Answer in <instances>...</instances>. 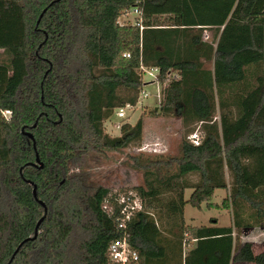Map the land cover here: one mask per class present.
<instances>
[{"label":"trees","instance_id":"trees-1","mask_svg":"<svg viewBox=\"0 0 264 264\" xmlns=\"http://www.w3.org/2000/svg\"><path fill=\"white\" fill-rule=\"evenodd\" d=\"M133 9L137 21L120 24ZM208 28L215 43L203 39ZM143 66L158 67L167 85L150 116L177 114L189 129L180 157L142 165L145 185L134 189L142 209L123 229L119 195L71 171L91 152L143 140V118L118 136L104 128L116 108L137 104ZM250 67L258 84L223 98L249 83ZM3 110L12 115L0 116V264L42 218L10 264H110V244L125 236L140 264H264V250L239 238L242 204L264 218V0H0ZM196 124L198 145L188 139ZM217 189H229L234 225L184 226L186 204L220 207Z\"/></svg>","mask_w":264,"mask_h":264},{"label":"rangeland","instance_id":"rangeland-1","mask_svg":"<svg viewBox=\"0 0 264 264\" xmlns=\"http://www.w3.org/2000/svg\"><path fill=\"white\" fill-rule=\"evenodd\" d=\"M137 16L138 14L135 11L128 10L121 15L119 23L133 24L137 21ZM217 38L218 32L216 30L208 28L203 31L204 40L215 43ZM204 66L206 68L212 69L213 62H205ZM256 69V67H250L248 69V76L246 80L249 83L242 82L227 88L223 98H228L234 101L238 94L256 86L258 84L256 83ZM254 73L256 74L254 75ZM144 75L145 77H143V79L145 81L141 91L145 90L149 92L151 96L145 100H142L140 103H137V107L132 111H129V117L125 120V122L134 125L139 120V118H143V140L139 144H133L121 150L109 151L106 154L91 152L85 158L81 166L73 165L71 171L72 174L80 173L85 178L88 185L106 187L110 189L111 195L118 194L120 198L126 195H135L134 197H137L136 191L134 189L138 186L145 185L144 170L141 168L143 164H146L157 157H161L166 160L180 157L182 140L189 129L180 115L175 114L171 117L150 116L151 111L160 107L161 102L163 101V89L167 85L163 86L161 83L157 84L154 83V81L150 82L152 79L151 76L147 73ZM159 90L160 98H157L156 95L158 94ZM217 94L216 119L219 120V102L222 98V95ZM115 112L116 109L114 110L112 117L104 123L105 131L110 133L112 136H118L121 134V132L115 133V131L112 130L110 126L112 121L117 119ZM192 127L195 128L193 133L202 134L200 125L196 124ZM227 179L230 180V177L227 176ZM198 180L199 176L196 174L189 175L187 178V181L191 182L192 184L197 183ZM192 192L193 189L185 190L186 200L189 199ZM229 195V189H217L215 191L213 202L220 205L219 209H208L205 204L202 209H199L189 203L186 204L183 216L184 226H209L214 224V222H220L221 225L225 226H233L235 221L234 211L231 206H224V201L229 198ZM138 199L141 200L139 197ZM261 200H264V195L261 196L260 201ZM106 207H108L107 209L110 210L109 202H107ZM262 207L264 208V205ZM241 211L243 215V227L240 230V240L243 241L244 239H252L257 242L254 244L255 252L258 253L263 251L264 246L261 242H263L264 237L261 235L262 232L260 234V228L264 227V218L259 221V218L255 216L257 209L252 208L246 203L242 204ZM214 219L216 221H214ZM245 226H248L249 228L247 227L245 229ZM251 228H254L253 232L249 234V236L245 237V230L250 231ZM178 229V227L175 228L176 233L179 232ZM186 237L190 239V236ZM191 242L193 241L190 240V243ZM186 249L188 251V245Z\"/></svg>","mask_w":264,"mask_h":264},{"label":"built area","instance_id":"built-area-1","mask_svg":"<svg viewBox=\"0 0 264 264\" xmlns=\"http://www.w3.org/2000/svg\"><path fill=\"white\" fill-rule=\"evenodd\" d=\"M138 15H140V11L138 9H133ZM127 57H129V54H125ZM144 70V74H148L151 76V81H154L155 83H160L158 80V75L160 73V69L158 67H152V68H146L142 67ZM145 77V75H144ZM145 81V80H144ZM159 87V85H158ZM151 95L149 92L142 90L139 96V100L137 103H140L142 100H145L146 98H149ZM157 98H160V90L158 91V94L156 95ZM137 107L136 105L132 104H126L124 106L116 108V117L114 121L110 124L111 129L116 132H121L122 127L125 122V120L129 117V111H132ZM12 115V112L10 110H3L0 113L1 117H4L5 119H9ZM202 132V131H201ZM110 134V133H109ZM202 134L193 133L191 136H189V140L195 144L198 145L201 142ZM135 196V195H134ZM133 195H126L121 197L120 204H123L121 213L124 216L122 220L120 221V228L125 229L127 226V222L131 220L133 214L137 210L142 209V201L138 199V197H134ZM187 245L184 243L183 245V253L184 256L187 253L186 249ZM109 258H110V264H140V257L136 250H134L128 240L127 236L124 238L116 239L112 241V243L109 246Z\"/></svg>","mask_w":264,"mask_h":264},{"label":"crops","instance_id":"crops-1","mask_svg":"<svg viewBox=\"0 0 264 264\" xmlns=\"http://www.w3.org/2000/svg\"><path fill=\"white\" fill-rule=\"evenodd\" d=\"M149 83V82H148ZM155 83V82H154ZM219 209V208H218ZM241 220L243 219V215H241V218H240ZM214 221H216L215 219H214ZM216 224L215 225H218V226H225V225H221L220 224V222H215ZM228 226V225H227ZM255 228V227H254ZM254 228H251L250 229V231L249 230H245V232H244V234H245V237L246 236H249V234H251L252 232H253V229ZM246 229V228H245ZM261 229V231H260V234H261V232H262V237H264V227H261L260 228ZM193 242L195 243V240H193ZM193 242H191V243H193ZM243 242H252L253 244H256L257 242L256 241H254V240H252V239H249V240H247V239H244L243 241H242V243ZM193 243V244H194ZM262 244H263V246H264V240H263V242H261ZM255 246V245H254ZM257 253V252H256ZM259 253V252H258ZM232 264H254V263H252V262H233Z\"/></svg>","mask_w":264,"mask_h":264},{"label":"water","instance_id":"water-1","mask_svg":"<svg viewBox=\"0 0 264 264\" xmlns=\"http://www.w3.org/2000/svg\"><path fill=\"white\" fill-rule=\"evenodd\" d=\"M42 15H43V14H42ZM42 15H41V16H42ZM30 136H31V135H30ZM34 194H35V196L37 195L36 187H35V189H34ZM42 221H43V218L39 221V223H38L37 226H36L35 235H34L33 237H30V238L26 239L25 241H23V242L19 245V247H18V249L16 250V252L21 248V246H22L25 242H27V241L30 240V239H34V238L37 237L38 232H39V228H40V224L42 223ZM16 252H15V254H16ZM15 254L13 255L11 261H12L13 258L15 257ZM11 261H10L8 264H10Z\"/></svg>","mask_w":264,"mask_h":264}]
</instances>
